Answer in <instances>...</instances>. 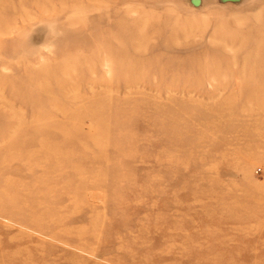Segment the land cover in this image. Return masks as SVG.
Returning a JSON list of instances; mask_svg holds the SVG:
<instances>
[{"label":"rangeland","instance_id":"rangeland-1","mask_svg":"<svg viewBox=\"0 0 264 264\" xmlns=\"http://www.w3.org/2000/svg\"><path fill=\"white\" fill-rule=\"evenodd\" d=\"M0 264H264V0H0Z\"/></svg>","mask_w":264,"mask_h":264},{"label":"clouds","instance_id":"clouds-1","mask_svg":"<svg viewBox=\"0 0 264 264\" xmlns=\"http://www.w3.org/2000/svg\"><path fill=\"white\" fill-rule=\"evenodd\" d=\"M55 26L54 25H48V30L50 33H54ZM41 51L44 53H47L49 56L54 55L55 48L54 45L48 44V45H42ZM45 59L41 57V63H45Z\"/></svg>","mask_w":264,"mask_h":264}]
</instances>
